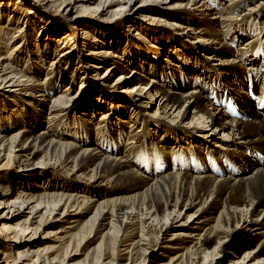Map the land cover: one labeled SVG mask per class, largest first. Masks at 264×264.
<instances>
[{"label":"bare ground","instance_id":"bare-ground-1","mask_svg":"<svg viewBox=\"0 0 264 264\" xmlns=\"http://www.w3.org/2000/svg\"><path fill=\"white\" fill-rule=\"evenodd\" d=\"M39 1L0 0V260L264 264V0Z\"/></svg>","mask_w":264,"mask_h":264},{"label":"rangeland","instance_id":"rangeland-1","mask_svg":"<svg viewBox=\"0 0 264 264\" xmlns=\"http://www.w3.org/2000/svg\"><path fill=\"white\" fill-rule=\"evenodd\" d=\"M31 3H33V4H35L36 6H38L39 7V10L41 11V15L43 14V15H47V16H49L52 20H54V21H56L58 24H62L63 25V28L65 27V24H68L66 21H65V18L63 17V15L62 14H60V13H58L57 11H55L54 9H50V7H48V6H46L45 4H42L40 1L38 2V3H36L35 2V0H29ZM225 1H228V0H224V2ZM140 4V5H139ZM135 5L136 6H139L140 7V12H138V17L139 18H141L139 15H144V11L147 9V8H151V7H153V5H150V4H146V3H142V2H140V1H136L135 2ZM18 7V6H17ZM18 8H20V7H18ZM20 12H21V14H23L24 12H25V10L24 9H21V10H19ZM87 18L89 19V20H91L92 22H93V24H98L99 26H101V27H103V26H111V27H113L114 29H126V28H124V26H123V24L124 23H119L117 20H115V19H113V20H111V19H108V21H103V20H100V18H99V16L97 15V14H93V17L91 16H87ZM127 22V21H126ZM137 23V24H136ZM139 23L140 22H138V21H134V25H135V27L134 28H138V32L137 33H139V35H140V33L142 34V35H144L143 33H142V31L144 30V28L145 29H147V30H153V31H157V32H159L160 33V30L162 29H164L162 26L161 27H159L160 25H165L166 24V22H165V20L163 19V18H159L158 19V21H156V24L155 25H151L149 22L148 23H146V22H144L143 23V26H142V30L140 29V26H138L139 25ZM142 23V22H141ZM20 24H22V23H20ZM38 29V28H37ZM37 29H35V30H37ZM34 29H31L30 30V33H28V34H30V35H32V37H35L36 36V32L37 31H35ZM15 31V30H14ZM14 31H13V33H14ZM74 32H76L77 34H79L78 32H79V29L78 28H75V30H74ZM148 33V32H147ZM134 34V33H133ZM241 42H239L238 43V45L240 44ZM89 66V64L87 63V64H83V66ZM82 66V67H83ZM118 74V73H117ZM116 74V75H117ZM94 77V76H93ZM115 75H113V76H111L110 78H109V80H108V82H107V84L108 85H112L113 84V82L115 81ZM96 79V78H95ZM91 80V81H88L87 83L86 82H84V83H86V86H88L91 82H94V81H96V83H101L100 81H98V80ZM106 84V85H107ZM91 85V84H90ZM121 88H124V86H122ZM121 91H122V89H117V96H120V95H122V93H121ZM152 110H154V107L152 108V109H150L149 111H152ZM15 171H19V169H18V166L17 165H15ZM48 231H50V229H46V230H42L41 231V233H40V235H39V237L40 238H44L46 235V233L48 232ZM38 237V238H39ZM43 244H44V241L42 240L41 241ZM45 245V244H44ZM43 247V246H42ZM45 247V246H44ZM83 252L82 251H79L75 256H73V261L72 262H76V261H78V260H81L82 259V254ZM161 253V251H159V250H157V251H155L154 252V254L155 255H159ZM72 256V255H71ZM153 258H154V256L149 260V263L148 264H153L152 262H154V260H153ZM12 258L10 257V256H6L5 258H3V260H2V258H1V260H0V264H2V263H7V264H9V263H11L12 262ZM153 260V261H152Z\"/></svg>","mask_w":264,"mask_h":264}]
</instances>
